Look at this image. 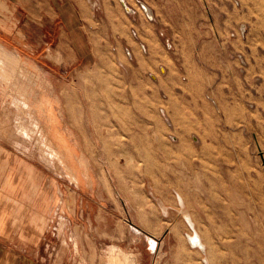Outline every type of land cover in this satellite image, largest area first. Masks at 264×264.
Instances as JSON below:
<instances>
[{
  "label": "rangeland",
  "instance_id": "obj_1",
  "mask_svg": "<svg viewBox=\"0 0 264 264\" xmlns=\"http://www.w3.org/2000/svg\"><path fill=\"white\" fill-rule=\"evenodd\" d=\"M70 1L88 65L35 15L0 35V264H264V0Z\"/></svg>",
  "mask_w": 264,
  "mask_h": 264
},
{
  "label": "crops",
  "instance_id": "obj_2",
  "mask_svg": "<svg viewBox=\"0 0 264 264\" xmlns=\"http://www.w3.org/2000/svg\"><path fill=\"white\" fill-rule=\"evenodd\" d=\"M0 2H4L5 4H10L11 2L13 5H11V10L9 12H3L0 9V35L8 34L11 35L13 31H15L17 28V24L19 23V20L24 17L25 13L27 16L35 15L39 17V19H46L49 22V28H48V34H49V41H53L54 37L50 36V30H53V33H57L58 36V44L57 46L53 47L55 50H59L62 52L63 56L65 58H68V62L66 64V67L72 68L76 67L77 65H88V62H90L94 57V49L92 46V43L82 25L81 18L78 14H76V8L72 6V2L70 0H0ZM31 18V17H30ZM69 19V21L67 20ZM8 19L11 20L9 23ZM57 19H60V23L57 21ZM45 26V24H43ZM7 28L12 29V31H7ZM10 38V37H9ZM11 39V38H10ZM9 39V40H10ZM13 41V40H11ZM63 42H67L68 46H63ZM50 46L48 47V51H50ZM9 50L7 46L4 44H1L0 42V74L2 72H5L8 66V60L13 58V55L9 52H6L2 55V51ZM16 51V50H15ZM20 57V61L22 62L23 57L21 53L17 50L16 53ZM17 59V56L14 57ZM23 63V62H22ZM12 72V71H11ZM24 72V69H23ZM10 75V74H8ZM16 75V74H14ZM9 78V76H7ZM41 81V79H39ZM38 81V80H37ZM22 85V97L19 98L17 101V105L21 106L28 115L32 117H38L42 119L39 113L44 112L42 107L46 105L45 101L41 102L40 100L42 98H32V94H29V89L33 87L34 83H28L26 85L23 83ZM35 92V89L33 90ZM32 92V93H33ZM43 104V105H41ZM39 108V109H37ZM38 115V116H37ZM48 116V115H47ZM47 119V117H46ZM38 125V120H36ZM46 124V134L45 138L43 139L44 145L47 146V151L51 155V157H55L59 155V152L57 148L54 146L55 143L61 145L64 147V151L67 152L70 156L72 155V148L70 143L63 137L58 138L55 135V129L56 126L53 125V122H48L47 120H44ZM55 142V143H54ZM20 207V205H19ZM29 207H33V202H30V200L23 206L22 211H30ZM10 210L2 209L0 208V250H3V254H6L7 247H5V244L3 239L8 236V225L11 223L10 218L8 217ZM33 222V220H32ZM37 224L35 222L31 224H26V228H31V233L25 237L24 234H15L14 239H16L17 236L21 237L19 241L21 243H30L29 245L33 246L37 244L35 240L33 239L34 236H38L36 232V226ZM12 234V233H11ZM10 234V235H11ZM25 237V238H24ZM32 248V247H31ZM21 248H18V250ZM26 249V248H23ZM21 250V252H25L24 250ZM1 252V251H0ZM38 253V252H37ZM25 256V255H23ZM32 256V257H31ZM34 256H38L35 255ZM31 253H29L28 256L31 259H36Z\"/></svg>",
  "mask_w": 264,
  "mask_h": 264
},
{
  "label": "water",
  "instance_id": "obj_3",
  "mask_svg": "<svg viewBox=\"0 0 264 264\" xmlns=\"http://www.w3.org/2000/svg\"><path fill=\"white\" fill-rule=\"evenodd\" d=\"M196 236V237H195ZM194 237V238H193ZM193 237H190V241L191 243L196 246V245H199L201 246V240H200V237L197 236V234H195ZM202 247V246H201Z\"/></svg>",
  "mask_w": 264,
  "mask_h": 264
},
{
  "label": "bare ground",
  "instance_id": "obj_4",
  "mask_svg": "<svg viewBox=\"0 0 264 264\" xmlns=\"http://www.w3.org/2000/svg\"><path fill=\"white\" fill-rule=\"evenodd\" d=\"M143 6H144V8L146 10L145 12L151 15L152 14V9L147 4H143Z\"/></svg>",
  "mask_w": 264,
  "mask_h": 264
}]
</instances>
